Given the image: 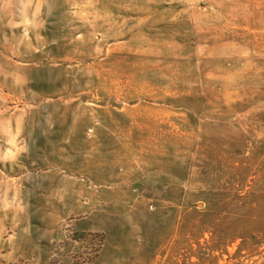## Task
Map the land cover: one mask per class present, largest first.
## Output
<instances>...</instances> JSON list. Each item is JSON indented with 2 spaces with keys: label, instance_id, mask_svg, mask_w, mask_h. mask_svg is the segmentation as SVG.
Returning a JSON list of instances; mask_svg holds the SVG:
<instances>
[{
  "label": "rangeland",
  "instance_id": "obj_1",
  "mask_svg": "<svg viewBox=\"0 0 264 264\" xmlns=\"http://www.w3.org/2000/svg\"><path fill=\"white\" fill-rule=\"evenodd\" d=\"M0 264H264V0H0Z\"/></svg>",
  "mask_w": 264,
  "mask_h": 264
}]
</instances>
